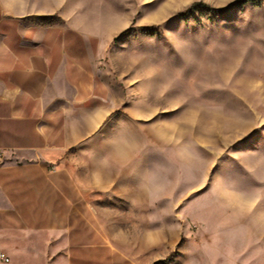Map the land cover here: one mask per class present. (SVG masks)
<instances>
[{"label":"crops","instance_id":"crops-1","mask_svg":"<svg viewBox=\"0 0 264 264\" xmlns=\"http://www.w3.org/2000/svg\"><path fill=\"white\" fill-rule=\"evenodd\" d=\"M91 1L0 0V264H147L176 242L154 216L169 172L103 74L123 24Z\"/></svg>","mask_w":264,"mask_h":264},{"label":"rangeland","instance_id":"rangeland-1","mask_svg":"<svg viewBox=\"0 0 264 264\" xmlns=\"http://www.w3.org/2000/svg\"><path fill=\"white\" fill-rule=\"evenodd\" d=\"M105 1L103 74L176 194L147 264H264V0Z\"/></svg>","mask_w":264,"mask_h":264},{"label":"built area","instance_id":"built-area-1","mask_svg":"<svg viewBox=\"0 0 264 264\" xmlns=\"http://www.w3.org/2000/svg\"><path fill=\"white\" fill-rule=\"evenodd\" d=\"M3 157V153L0 151V160H2ZM0 260L8 262L9 261V257L2 251H0Z\"/></svg>","mask_w":264,"mask_h":264}]
</instances>
